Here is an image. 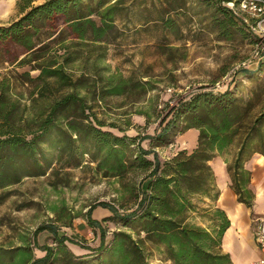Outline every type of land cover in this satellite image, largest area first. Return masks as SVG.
<instances>
[{
    "label": "trees",
    "instance_id": "16d2710c",
    "mask_svg": "<svg viewBox=\"0 0 264 264\" xmlns=\"http://www.w3.org/2000/svg\"><path fill=\"white\" fill-rule=\"evenodd\" d=\"M138 1L146 0L130 6L125 0H18L20 17L0 26V205L12 195L8 189L24 179L91 164L104 178L120 183L122 202L119 208L105 202L89 206L86 223L100 234L97 247L85 248L87 254H73L68 238L57 236L55 222L72 229L73 220L82 217L66 216L62 203L50 208L55 222L40 225L31 237L21 236L18 246L0 245V264H151L147 245L159 254L160 264H230L229 256L219 252L230 223L215 206L219 190L209 162L231 152L233 159L225 161L230 188L238 203L252 210L255 193L245 163L255 154L264 157V57L237 72L243 80L232 79L223 92L203 86L180 99L152 135L129 136L126 129L100 120L90 103L111 97L141 100L155 89L153 84L137 72L102 74L96 64L94 75L74 78L70 66L77 48L100 50L101 60L105 46L120 36L121 12ZM164 1L168 13L183 12L193 3L197 15H208L207 28L217 42L235 35L258 42L225 6L240 0ZM161 19L163 30L175 29L172 20ZM24 67L28 70L18 72ZM190 129L198 132L191 152L158 154ZM98 208L109 215L95 218ZM104 222L129 232H113L106 241ZM43 231L54 238L38 248L45 255L36 258L35 237Z\"/></svg>",
    "mask_w": 264,
    "mask_h": 264
},
{
    "label": "rangeland",
    "instance_id": "374dc122",
    "mask_svg": "<svg viewBox=\"0 0 264 264\" xmlns=\"http://www.w3.org/2000/svg\"><path fill=\"white\" fill-rule=\"evenodd\" d=\"M132 1L125 0V6H130ZM17 2L0 0V26L8 25L20 17ZM164 2L138 1L136 6L122 11L116 23L120 36L105 46L102 59L97 61L100 50L88 52V48H77V60L70 66L74 78L83 73L94 75L93 64H96L102 74L109 72L129 76L137 72L153 84L155 89L141 100L111 97L99 104L90 103L100 120L106 125L114 123L126 129L129 136L137 133L152 135L169 107L180 99L189 98L203 86H209L214 92H223L232 79L243 80L237 72L256 63L262 53L264 55L262 51L257 55L255 42L246 36L235 35L231 40L215 41L216 34L207 28L208 15H197L198 9L193 3L183 12L168 13ZM161 17L172 20L175 29L163 30ZM17 70L23 72L28 67ZM1 74L2 70L0 77ZM31 74L35 76L37 72ZM112 131L116 132L115 129ZM157 151L162 158H166L169 155L165 151L174 153L178 147L175 143ZM252 157L260 158L257 154ZM84 159L89 161L87 156ZM58 167L56 165L54 169ZM119 189L120 183L116 179L104 178L95 170L94 164L82 169L58 170L54 174L50 171L44 177L24 179L8 189L12 195L0 205V245H20L21 236L31 237L40 225L55 220L50 209L52 206L60 207L65 203L66 216L81 214L82 217L73 220L72 229H65L61 226L62 222L54 221L60 228L57 229V236L68 238L67 246L75 249L78 255L87 254L89 251L85 248L98 246L100 231L90 229L84 215L89 206L101 202L119 208L122 203ZM93 216L97 217L95 211ZM196 222L199 223V220ZM102 229L106 241L111 239L113 232H129L126 227L111 222H104ZM133 237L136 238L134 234ZM53 238L54 235L48 231L38 233L35 237V252L52 243ZM145 251L151 264L161 263L159 254L151 245H147Z\"/></svg>",
    "mask_w": 264,
    "mask_h": 264
},
{
    "label": "crops",
    "instance_id": "0c3cea01",
    "mask_svg": "<svg viewBox=\"0 0 264 264\" xmlns=\"http://www.w3.org/2000/svg\"><path fill=\"white\" fill-rule=\"evenodd\" d=\"M252 63L250 67H254ZM198 132L194 129L176 137L174 144L178 150L191 152L197 145ZM146 146V145H145ZM171 147V146H170ZM176 153L167 152L170 156ZM259 159L252 157L245 163V168L251 172L250 187L255 193L254 206L251 209L244 204L238 203L237 197L230 188V179L226 170V163L233 159L231 152L215 157L209 162L216 176V185L219 190V196L215 206L222 210L229 220V227L224 232L219 246L220 254H226L230 258V264H249L257 261L261 257L259 245L256 240V219L264 218V157L259 155ZM97 219L109 215L105 209L95 210ZM50 245V244H48ZM68 249L75 255H78L75 249L70 246ZM36 258H42L45 252L39 250L35 252Z\"/></svg>",
    "mask_w": 264,
    "mask_h": 264
},
{
    "label": "built area",
    "instance_id": "2783aa9c",
    "mask_svg": "<svg viewBox=\"0 0 264 264\" xmlns=\"http://www.w3.org/2000/svg\"><path fill=\"white\" fill-rule=\"evenodd\" d=\"M225 6L232 10L234 15L242 22V26L251 32L257 39L256 49L264 52V0H240L235 6L234 2H227ZM262 55L258 60L262 59ZM256 240L260 248L261 257L249 264H264V218L256 219Z\"/></svg>",
    "mask_w": 264,
    "mask_h": 264
}]
</instances>
